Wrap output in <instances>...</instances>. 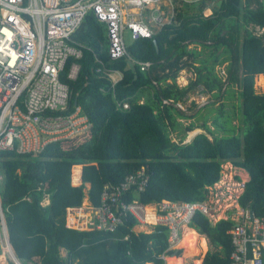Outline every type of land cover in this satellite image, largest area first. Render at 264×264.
Segmentation results:
<instances>
[{"label": "trees", "instance_id": "16d2710c", "mask_svg": "<svg viewBox=\"0 0 264 264\" xmlns=\"http://www.w3.org/2000/svg\"><path fill=\"white\" fill-rule=\"evenodd\" d=\"M170 3L172 13L152 29L151 38L132 41L128 57L117 60L108 57L104 24L87 15L74 34L83 46L82 57L68 62L78 64L77 77L63 76L62 81L71 93L66 113L79 106L90 127L48 144L38 154L0 151V203L9 243L20 261L183 264L194 255L195 237L169 249L163 225L135 232L138 222L131 215L112 231L96 229V220L85 228L70 225L68 217L85 197L100 207L105 185L119 184L138 171L147 183L142 190L131 187L123 196L127 202H198L219 179L222 165L230 163L249 177L239 204L264 217V91L254 88L257 76L264 84V0ZM147 61L150 67L141 70L138 62ZM217 65L224 66L223 79ZM98 68L118 71L122 78L112 85ZM184 69L194 79L180 87L176 78ZM198 87L210 95L206 104L196 107L191 102L190 114L175 107ZM196 128L204 132L193 137ZM189 132L187 140L193 138L187 142ZM78 174L81 183L72 185ZM45 198L49 203L44 206ZM231 224L222 220L211 225L198 214L193 218L190 228L209 245L201 264H229Z\"/></svg>", "mask_w": 264, "mask_h": 264}, {"label": "built area", "instance_id": "2783aa9c", "mask_svg": "<svg viewBox=\"0 0 264 264\" xmlns=\"http://www.w3.org/2000/svg\"><path fill=\"white\" fill-rule=\"evenodd\" d=\"M165 1L170 3V0H0V151L38 154L54 141L87 130L90 122L79 106L66 113L71 93L62 79L63 76L76 79L79 66L75 61L82 57L83 46L74 40V34L86 16L92 14L105 26L108 57L111 60L128 57L125 31L132 41L151 38L153 28L143 15L149 13L152 22L162 25L166 21L161 11ZM71 59L75 61L68 66ZM95 61L102 64L98 57ZM138 65L147 70L151 63L138 62ZM101 70L105 71L97 69ZM105 72L112 85L122 78L118 71ZM170 103L163 100V104ZM182 104L174 105L181 109ZM120 105L128 108L127 103ZM236 169L230 163L222 165L219 179L206 187L202 201L162 200L154 205H142L136 200L127 202L123 198L131 187L142 190L146 185L148 178L138 171L119 184L104 186L100 207H90L92 215L87 225L96 220V229L112 231L128 215L138 224L145 223L149 206L154 225L167 228L169 249H176L185 231L195 232L189 224L197 214L211 225L230 221L229 264H264V217L251 215L248 207L239 204L246 181L237 175ZM0 219V256L12 261L8 264H21L8 240L1 203Z\"/></svg>", "mask_w": 264, "mask_h": 264}, {"label": "rangeland", "instance_id": "374dc122", "mask_svg": "<svg viewBox=\"0 0 264 264\" xmlns=\"http://www.w3.org/2000/svg\"><path fill=\"white\" fill-rule=\"evenodd\" d=\"M186 1H193V0H186ZM161 8H162L163 15H170L172 13V5L168 1H165ZM205 13H206V15L210 14L209 11H206ZM143 16L146 17V20L149 23L150 28H153V29L154 28L155 29L159 28V26H157L155 24V22H152V19H150L151 17H149V13L145 14ZM124 41H125L126 45H130L131 42H132L131 37H130V33L128 31H125V33H124ZM215 71L218 74V76L222 77V79H223V77H224V66L223 65H221V66L217 65L215 67ZM191 79H194V73L192 71L188 70V69H184V70H182V71H180L178 73V76L176 78V83L180 87H183V86H186ZM259 80L260 79L258 78V76L255 77V79H254V88H255V91L257 93H262L264 91V86H262L263 88L260 87ZM261 88L263 89V91H262ZM201 89H202V87H198L195 90L191 91L187 95L188 96L187 97L188 98L187 102L182 104V108L181 109L183 111H185L188 114H190L192 112V111L188 110V108L191 106V102H193L195 105H197L196 107H199V106H203L204 104H206L209 101L210 95H206V94L201 93ZM196 107L194 108V110L196 109ZM181 122L183 123V125H187L189 123L188 120H182ZM233 123H236V122H233ZM193 131H196L195 134L193 135V137L196 134L204 132L200 128H196ZM190 133L191 132H189V134L187 135L185 140H187V138L190 135ZM237 172H238V170L236 169V173ZM237 175H238V173H237ZM72 185H74L73 182H72ZM87 190L88 189L85 188V194L87 193ZM44 202L45 201L42 202V205H45ZM85 202H86V197L84 198L82 205L85 204ZM85 205H87V203ZM147 209L148 210H146V212L150 211L152 208L150 209V207L148 206ZM81 210H83V209H81ZM91 215H92V212L89 211V210H85V212L78 211V213H75L73 215V216H75L74 218H71V216H69L68 220H69L71 226H74L76 228H85L87 222L89 221V217H91ZM154 227H155L154 220L151 218V220L147 219L145 223H140V224L135 225V229L134 230H136L138 232H146V233H148V232L152 231ZM185 232L187 233V232H191V231H185ZM195 233H196V231H195ZM183 235L185 236V233H183ZM201 240L204 241V244H205L204 248L200 246ZM183 241H185V240L183 239L182 242ZM208 250H209V245H208L207 239L205 237H203V236L197 235L195 249L193 248L194 255L192 257L184 259L183 264H187V263L197 264L198 263L197 261L198 260H202V258L204 257L205 253ZM61 254L64 256L65 255L64 251L61 250ZM164 258H166V257H164ZM7 260H8L9 263L12 262L9 258H7ZM20 263L21 264H26L24 261H20Z\"/></svg>", "mask_w": 264, "mask_h": 264}, {"label": "crops", "instance_id": "0c3cea01", "mask_svg": "<svg viewBox=\"0 0 264 264\" xmlns=\"http://www.w3.org/2000/svg\"><path fill=\"white\" fill-rule=\"evenodd\" d=\"M161 11H162V9H161ZM206 11H209L208 9L206 10ZM205 11V12H206ZM210 12V11H209ZM206 14V13H205ZM167 17V15H163V19H167L166 18ZM258 78L259 79H261L262 80V86H264V84H263V79H262V77L261 76H258ZM261 86V87H262ZM263 88V87H262ZM261 88V89H262ZM262 91H263V89H262ZM186 103V102H185ZM193 138V137H192ZM192 138H190L189 140H187V141H190ZM237 170H238V175H239V177L240 178H242L244 181H247L248 180V174L243 170V169H241V168H237ZM81 183V179H80V176H79V174L75 177V179L73 180V184L74 185H77V184H80ZM85 187L87 188V189H89V185L88 184H86L85 185ZM43 201H45L44 203H45V205H47L48 203H49V200H48V198H46V199H44ZM87 203V205H85ZM85 204H83L80 208H77V209H74L73 210V212H72V214L70 215L71 216V218H74L75 216H73L75 213H78V211H83V212H85V210H89L90 211V207H91V205H90V203L88 202V200H87V198H86V202H85ZM44 205V206H45ZM81 209H83V210H81ZM70 218V219H71ZM87 225V224H86ZM135 229V227L133 228V230ZM135 232H138V231H136V230H134ZM192 233L193 234H195L193 231H192ZM198 262H199V264H201V260H198ZM0 264H8V262L6 261V260H3ZM149 264H151V263H149Z\"/></svg>", "mask_w": 264, "mask_h": 264}, {"label": "bare ground", "instance_id": "6f19581e", "mask_svg": "<svg viewBox=\"0 0 264 264\" xmlns=\"http://www.w3.org/2000/svg\"><path fill=\"white\" fill-rule=\"evenodd\" d=\"M173 13H174V12H173ZM169 20H170V19H169ZM147 62H148V61H147ZM167 82H168V81H167ZM259 84H260V87H261V86H262V80H261V79L259 80ZM226 163H227V162H226ZM74 179H75V178H74ZM74 179H73V180H74ZM147 208H148V207H147ZM150 209H151V208H150ZM147 210H148V209H147ZM147 216H149V217H148V220H151V217H150V211L147 212ZM194 233H195V232H194ZM197 235H198V234H196V233L193 234L192 231H191V232H187V233L185 234V236H184V239L187 238V237H189V236H194L195 239H196ZM200 246L204 248V246H205L204 241L201 240ZM205 248H206V247H205ZM202 250H203V249H202ZM197 262H198V261H197ZM197 264H199V262H198Z\"/></svg>", "mask_w": 264, "mask_h": 264}, {"label": "water", "instance_id": "95a60500", "mask_svg": "<svg viewBox=\"0 0 264 264\" xmlns=\"http://www.w3.org/2000/svg\"><path fill=\"white\" fill-rule=\"evenodd\" d=\"M128 64H129L130 67H132V63L131 62H129ZM250 214L253 215V212L250 211Z\"/></svg>", "mask_w": 264, "mask_h": 264}, {"label": "clouds", "instance_id": "9594fccd", "mask_svg": "<svg viewBox=\"0 0 264 264\" xmlns=\"http://www.w3.org/2000/svg\"><path fill=\"white\" fill-rule=\"evenodd\" d=\"M189 134V133H188ZM187 141V140H186ZM188 142V141H187Z\"/></svg>", "mask_w": 264, "mask_h": 264}]
</instances>
